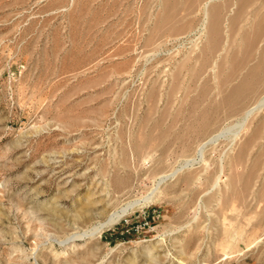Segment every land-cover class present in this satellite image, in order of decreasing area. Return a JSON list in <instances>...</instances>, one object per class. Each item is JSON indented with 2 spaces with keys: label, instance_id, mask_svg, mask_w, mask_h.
<instances>
[{
  "label": "rangeland",
  "instance_id": "obj_1",
  "mask_svg": "<svg viewBox=\"0 0 264 264\" xmlns=\"http://www.w3.org/2000/svg\"><path fill=\"white\" fill-rule=\"evenodd\" d=\"M203 1L0 0V264H264V0Z\"/></svg>",
  "mask_w": 264,
  "mask_h": 264
},
{
  "label": "bare ground",
  "instance_id": "obj_2",
  "mask_svg": "<svg viewBox=\"0 0 264 264\" xmlns=\"http://www.w3.org/2000/svg\"><path fill=\"white\" fill-rule=\"evenodd\" d=\"M213 0H204L203 3H202V11H203V14L205 15L206 14V8L207 6L210 4V2H212ZM201 11V10H200ZM203 24V23H202ZM264 107V94L261 95L254 104L250 105V107H248L245 112H244V115L243 118L241 119V121H243L245 118H248V116L253 112L255 111L256 109L258 110L259 108H262ZM247 120V119H246ZM243 123V122H242ZM245 123V122H244ZM241 125V122H239V126ZM238 129L233 131L231 133V139L235 136V134L237 133ZM225 130L224 129H221L220 131H218L217 133H214L213 135L209 136L206 140H202L201 143L198 144L197 146V159L201 158L202 157V152L204 150V147L206 146V144L210 143V142H214L216 141L218 138H220L221 136H223L225 133ZM195 158V157H194ZM193 159V158H191ZM191 159H188V160H185L183 162L182 165H180V167H177V168H173L172 170H169L168 172L166 171L165 173L163 172L162 174H160L157 179H156V184L155 186L153 187V189L157 188L158 185H160V183L162 181H164L165 179H167V177H173L177 171L182 168L183 166L185 167V165H187L188 163H190V160ZM203 160V159H201ZM193 161V160H192ZM221 166V165H220ZM221 168V167H220ZM149 196V195H148ZM150 197V196H149ZM141 201V199H137V200H134L132 202H129L127 203L120 211L121 212H124L127 208H129L131 205H133L134 203H138V201ZM144 200V199H143ZM120 216L119 213H116L114 215H111L106 221L102 222L99 226H94L90 229V233L94 232L95 230L99 229L101 227V225L103 224H110L112 223L114 220H116L118 217ZM87 233V232H86Z\"/></svg>",
  "mask_w": 264,
  "mask_h": 264
}]
</instances>
